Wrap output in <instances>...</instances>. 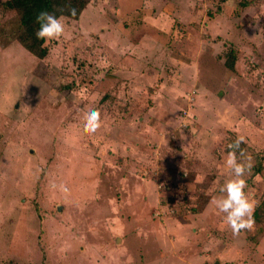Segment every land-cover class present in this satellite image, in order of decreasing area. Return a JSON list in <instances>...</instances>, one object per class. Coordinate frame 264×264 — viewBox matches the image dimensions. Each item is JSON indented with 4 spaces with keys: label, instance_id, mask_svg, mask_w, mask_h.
<instances>
[{
    "label": "rangeland",
    "instance_id": "rangeland-1",
    "mask_svg": "<svg viewBox=\"0 0 264 264\" xmlns=\"http://www.w3.org/2000/svg\"><path fill=\"white\" fill-rule=\"evenodd\" d=\"M5 1L0 264H264V0H90L43 59ZM238 136L260 221L233 235Z\"/></svg>",
    "mask_w": 264,
    "mask_h": 264
},
{
    "label": "clouds",
    "instance_id": "clouds-1",
    "mask_svg": "<svg viewBox=\"0 0 264 264\" xmlns=\"http://www.w3.org/2000/svg\"><path fill=\"white\" fill-rule=\"evenodd\" d=\"M71 15H76V9H69ZM36 23L39 25L35 31V36L39 40L51 41L61 38L65 33V24L55 14L46 10L40 11L36 16ZM101 127L100 112L95 109H90L83 114V130L86 133L93 134ZM245 141L243 136H238L237 139L229 145L232 149L224 162V168L229 173V178L224 185L219 189L223 195L213 197L212 205L223 214V227H230L233 235H239L242 230H251L254 224L253 213L255 204L248 198L245 192L247 186L245 180L246 171H250L252 164L244 163L238 160L236 150L240 144ZM241 156L243 153L241 152ZM53 189H58L63 193H68L69 189L66 185L52 184Z\"/></svg>",
    "mask_w": 264,
    "mask_h": 264
},
{
    "label": "trees",
    "instance_id": "trees-1",
    "mask_svg": "<svg viewBox=\"0 0 264 264\" xmlns=\"http://www.w3.org/2000/svg\"><path fill=\"white\" fill-rule=\"evenodd\" d=\"M89 2L90 0H6L4 5L15 10L19 17V32L16 38L20 44L34 56L43 59L49 54L50 47L47 41L39 40L35 36V31L39 27L36 23L37 14L46 10L58 18L78 19ZM70 8L76 9L75 16L71 15ZM235 60L234 51H229L226 65L234 69ZM256 170L259 172L261 166L257 165ZM254 217L260 221L259 208L255 210Z\"/></svg>",
    "mask_w": 264,
    "mask_h": 264
}]
</instances>
